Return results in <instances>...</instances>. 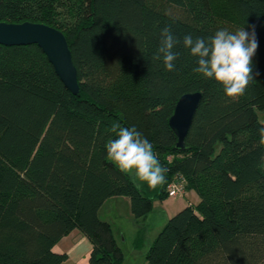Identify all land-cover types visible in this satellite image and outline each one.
I'll use <instances>...</instances> for the list:
<instances>
[{"label": "trees", "instance_id": "16d2710c", "mask_svg": "<svg viewBox=\"0 0 264 264\" xmlns=\"http://www.w3.org/2000/svg\"><path fill=\"white\" fill-rule=\"evenodd\" d=\"M24 21L65 34L80 93L37 44H0V264H62L68 253L53 247L75 228L92 244L86 264H123L103 204L128 196L134 217H144L181 179L199 201L167 220L144 264H264V0H0V22ZM250 25L254 80L230 98L194 71L197 58L182 40ZM166 26L180 40L172 72L153 60ZM195 91L203 98L186 147L177 148L169 119ZM116 123L151 142L168 169L165 184L151 189L107 158Z\"/></svg>", "mask_w": 264, "mask_h": 264}, {"label": "clouds", "instance_id": "9594fccd", "mask_svg": "<svg viewBox=\"0 0 264 264\" xmlns=\"http://www.w3.org/2000/svg\"><path fill=\"white\" fill-rule=\"evenodd\" d=\"M251 29L244 27L231 32L219 29L207 40L193 38L191 34L183 37L184 48L197 58L196 73L207 79H214L222 85L225 94L230 98L243 96L250 82L254 80L253 57L258 49L255 25ZM180 40L173 35L169 26L160 33V46L153 55V60H163L165 69L172 72L180 53L174 48ZM259 75V73H256ZM111 132L115 134L106 145L107 158L119 170L144 182L155 189L166 183L168 171L153 151L151 142L135 126L123 127L113 124ZM261 143H264V127L258 129ZM140 187V184L136 185Z\"/></svg>", "mask_w": 264, "mask_h": 264}, {"label": "water", "instance_id": "95a60500", "mask_svg": "<svg viewBox=\"0 0 264 264\" xmlns=\"http://www.w3.org/2000/svg\"><path fill=\"white\" fill-rule=\"evenodd\" d=\"M0 44H37L46 54L55 72L64 85L73 93H80L77 68L65 34L58 28L39 22H0ZM203 94L200 91L183 94L176 103L169 119L171 128L177 135L176 147H186V137L192 126Z\"/></svg>", "mask_w": 264, "mask_h": 264}, {"label": "crops", "instance_id": "0c3cea01", "mask_svg": "<svg viewBox=\"0 0 264 264\" xmlns=\"http://www.w3.org/2000/svg\"><path fill=\"white\" fill-rule=\"evenodd\" d=\"M192 191H194V190H188L187 191L186 195L184 196V198H185L184 202H180V203H178V205L176 203L173 205H171V204L167 205L166 210H165V208H163V210H165V214L166 215L168 214V217H171L174 213H176L178 210L185 207L186 205L196 204L199 201V196L197 194L196 195L197 198H196L195 202H191L189 199V197H190L189 193ZM172 198H174V197H172ZM125 200H126V197H124V196L111 197L108 200H106V202L103 204V206L100 210V212H102L104 210V213L107 216V218H106L107 220H108V217L113 219L112 221L110 220V222L112 223L113 230H114V226H113L114 223H117V221H119V220H123L122 216L120 214V211H121V208L123 206L122 204H124L123 202ZM106 204H109L108 207H106L107 206ZM144 218L149 219V215L144 216V217H140V218H136V217H134L133 214L132 215L129 214L128 219L131 220V222H132L131 238L133 240L131 239V246L135 250L138 249V248H136L137 245L135 243V239L137 237L139 227L142 224ZM116 225H117L116 226L117 230H114V233L116 234L118 239H126L127 234L125 232V229H123L120 225H118V223ZM154 227L155 226H153L150 222V225L148 226V229L146 230V234L148 236L150 235V231ZM151 242H149V243L151 244ZM53 249L57 252H67L68 253L67 260H65L62 264H86L88 262V258H89V255H90V252L92 249V244L89 241V239L79 229L75 228L69 234L63 236L54 245ZM145 255H146V253H145ZM124 261H125V259H124ZM124 261H123V263H124Z\"/></svg>", "mask_w": 264, "mask_h": 264}, {"label": "rangeland", "instance_id": "374dc122", "mask_svg": "<svg viewBox=\"0 0 264 264\" xmlns=\"http://www.w3.org/2000/svg\"><path fill=\"white\" fill-rule=\"evenodd\" d=\"M258 115H259V119L260 121L264 122V110L263 111H258ZM190 197V201L191 202H195L196 198H197V192L196 191H192L189 193ZM126 197V200L123 202L124 204H122V208L120 211V214L122 216L123 220H119L117 221L118 225H120L123 229H125L126 232V239H119V242L124 250L125 253V261L123 264H144L146 263V257H145V253L147 252L149 245L151 241H153V239L158 235V233L160 232V230L164 227L165 223L167 222V220L170 218L168 217V214H165V210L167 209V205H173V204H177L180 202H184L185 198L184 196L181 197H176L175 199L172 197H167L166 199H164V201L161 200H156V202L154 203V211L151 212L149 215V219L144 218L142 224L140 225V227H147L150 225V222L153 226H155L151 231H150V235L148 236L147 234L145 235V245L142 248H139L137 250L133 249L131 246V232H132V222L131 220H129V214L132 215L131 213V206H130V198L128 196H124ZM108 207L109 204H106ZM105 207V208H106ZM163 208H165V210H163ZM175 214V213H174ZM101 216L102 218L106 219L107 216L104 213V210L101 212ZM147 216V215H146ZM131 217V216H130ZM108 220L112 221L113 219L108 217ZM115 222V221H114ZM114 223V230L116 229V224ZM139 227V228H140ZM146 228V230H147ZM121 240V241H120ZM133 240V239H132Z\"/></svg>", "mask_w": 264, "mask_h": 264}, {"label": "built area", "instance_id": "2783aa9c", "mask_svg": "<svg viewBox=\"0 0 264 264\" xmlns=\"http://www.w3.org/2000/svg\"><path fill=\"white\" fill-rule=\"evenodd\" d=\"M167 192L171 197L184 196L186 194V186L184 180L173 181L167 186Z\"/></svg>", "mask_w": 264, "mask_h": 264}]
</instances>
